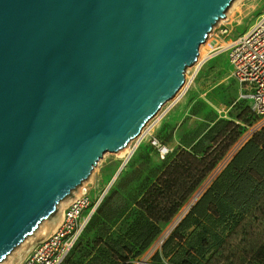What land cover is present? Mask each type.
<instances>
[{
	"label": "water",
	"instance_id": "95a60500",
	"mask_svg": "<svg viewBox=\"0 0 264 264\" xmlns=\"http://www.w3.org/2000/svg\"><path fill=\"white\" fill-rule=\"evenodd\" d=\"M233 1L0 0V263L183 88Z\"/></svg>",
	"mask_w": 264,
	"mask_h": 264
},
{
	"label": "rangeland",
	"instance_id": "374dc122",
	"mask_svg": "<svg viewBox=\"0 0 264 264\" xmlns=\"http://www.w3.org/2000/svg\"><path fill=\"white\" fill-rule=\"evenodd\" d=\"M263 9L264 0H234L227 10V15L218 21L209 34L207 40L203 43L201 60H204L207 56L217 52L221 46L226 45L228 41L252 26L257 21ZM226 27L228 28V33H223L222 29ZM218 55L225 54L221 53ZM207 72L208 73L203 76L201 84L206 85L211 83V86H214L213 90L216 91L215 93L218 97L222 94L223 103H218L217 107H248L246 103L243 102L233 103L235 101V96L232 91H230V81L226 80L222 84H219L220 75L214 70H208ZM196 73V64L187 68V78H191V81L193 79L197 80V78H194ZM196 77H198V74ZM195 80L191 87L195 85ZM188 85L189 83L187 86ZM168 103H166L163 108H167L168 105H170ZM202 108L203 107H197V110ZM161 111L162 110H160L158 115H160ZM231 111L232 109L230 110V113L232 114L233 112ZM244 112L245 116H242L244 123L228 118V115L225 114V112L221 113V115H225V117H221L220 120L225 119L231 121L232 123L226 125L220 135L213 142L208 140L205 141V146L210 148V155L207 156L205 163L214 159L215 164L212 170H210L205 177L199 181L194 189L206 181L208 174H210L229 154L234 145L254 123L255 119L250 111L245 109ZM158 115L150 120L147 125L153 123V121L158 118ZM205 130H207V127H205L202 123L199 124L198 127L186 131L185 136L188 135L189 137L193 136L192 138H195ZM153 133L154 130L151 128L149 132H146V134L142 137L139 136L140 138L138 137L131 140L129 144L131 150L128 153L127 162L123 166L120 176H117V179H114L115 181L113 180V184L106 193V198L104 197L105 199L95 215L94 220H92L90 225L82 234L79 243L65 264H72V262L80 256L78 251L82 247L88 248L89 246L91 249L93 243H89L91 242L89 240L94 241L98 238L101 222L110 227L112 238L115 239L118 236L124 235L127 230L132 227L131 224L135 222L137 216L139 215L137 202L153 184H157V180L163 171L166 170L167 173L166 176L164 175V177H162L161 183L166 181L169 177H172L173 179V166L171 165L173 160L179 158L180 156L181 161V159H183V157H181L183 150H189L182 149L180 151L176 149L172 152L170 146L163 143L159 138L158 140L161 145H155L153 144V139L157 138V136L153 135ZM225 135L228 137L225 138ZM163 145L169 149V152L164 157L160 152V147ZM203 153L201 155H203ZM124 161L125 159L121 157L118 151L106 152L103 158L99 161V164L91 173L90 177L83 182L84 185H80V187L75 189L73 194L71 193L65 201L62 200L61 204H58L57 210L50 216V218L43 220L33 234L29 235L0 264H19L37 245V242L41 241L57 228L62 221L65 207L75 196H79L84 193L83 188H86L89 193L98 197L111 183L115 173L119 171L118 169L123 165ZM200 164V162L192 164V170L194 167H198L197 170L192 171V174L194 175L193 180L198 178ZM190 183L191 181L186 179L184 176L178 178V182L173 183L170 180L167 190L168 192L164 193L167 197L170 196V199L167 197L166 199L171 200L176 204H183L186 201L185 199L190 196V193L185 194V191L190 186ZM182 204L179 206V209ZM121 213L123 214L121 215ZM118 218L119 220H117ZM164 224L165 223L163 222L162 230L166 226ZM172 235L173 233L169 235L161 247H158L149 257H147V251L157 238L156 237L151 245L141 255L137 257L130 256L127 263L178 264L175 263L173 259H179L184 255L185 257L189 256V253H184L186 252L184 249L189 247L188 241L192 239L191 236L194 237V235L191 233V230L182 231L174 240L171 241ZM107 240L109 241V239ZM262 244H264V201H261L260 206H255L249 212V216L239 223L236 230H234L230 237L226 239L222 246L212 248L208 251V255H206L203 262L204 264H260L252 258V255ZM166 245H168L167 248H165ZM192 252L193 254H196L195 251ZM157 255H160V260L156 258ZM119 264H122V262Z\"/></svg>",
	"mask_w": 264,
	"mask_h": 264
},
{
	"label": "trees",
	"instance_id": "16d2710c",
	"mask_svg": "<svg viewBox=\"0 0 264 264\" xmlns=\"http://www.w3.org/2000/svg\"><path fill=\"white\" fill-rule=\"evenodd\" d=\"M231 123L225 119L218 120L191 147V151L183 150L181 161L180 156L173 160L171 164L173 166V179L169 177L161 183L162 177L166 176L167 173L166 170L163 171L157 180V184H153L137 202L139 215L124 235L115 239L112 238L110 227L101 222L98 238L94 241L89 240L91 241L89 243H93L91 249L89 246L79 249L80 256L72 264H119L120 262L129 264L127 262L130 256L141 255L162 230V223L164 222L166 225L182 204H176L166 199L167 196L164 193L168 192L170 180L173 183L178 182V178L184 176L191 181L185 194L190 193L191 195L197 188L194 189V187L212 170L215 164L214 159L205 163L207 156L210 155V148L205 146V141L213 142L224 127ZM225 136V138L228 137ZM202 153L203 155H201ZM198 162L201 163L200 172L198 178L193 180L192 171L197 170L198 167H194L193 170L191 167L193 163ZM261 201H264V128L255 133L237 150L206 188L190 212L172 231L171 241L182 231L191 230L194 235L188 241L189 247L184 249L186 251L184 253H189V256L185 257L184 255L179 259H173V261L178 264H204L203 260L208 255L207 252L212 248L222 246L236 230L239 223L249 216V212L255 206H260ZM101 204L93 214L88 226L94 220ZM192 251H195L196 254H193ZM156 258L161 259L160 255H157ZM252 258L258 263L264 264V244L255 250Z\"/></svg>",
	"mask_w": 264,
	"mask_h": 264
},
{
	"label": "built area",
	"instance_id": "2783aa9c",
	"mask_svg": "<svg viewBox=\"0 0 264 264\" xmlns=\"http://www.w3.org/2000/svg\"><path fill=\"white\" fill-rule=\"evenodd\" d=\"M222 32L228 33V28L222 29ZM222 50L228 53L233 77L245 86V92L241 94V98L250 100L255 121L234 145L229 154L208 175L206 181L191 193L172 219L166 224L165 228L148 249L147 257L163 245L172 231L190 212L206 188L226 166L234 153L255 133L264 128V9L252 26L228 41L222 47ZM201 62L197 63V67ZM186 82L187 84L190 83L191 78L186 77ZM168 107L163 109L161 115L166 113ZM154 123H150L145 128L141 137L146 132H149ZM153 144L161 145L157 138L153 139ZM160 152L164 157L169 152V149L163 145L160 147ZM111 183L96 198H92L88 190L79 196H75L65 207L62 221L57 228L43 238L19 264H64L87 228L93 214L102 203L111 187Z\"/></svg>",
	"mask_w": 264,
	"mask_h": 264
},
{
	"label": "crops",
	"instance_id": "0c3cea01",
	"mask_svg": "<svg viewBox=\"0 0 264 264\" xmlns=\"http://www.w3.org/2000/svg\"><path fill=\"white\" fill-rule=\"evenodd\" d=\"M222 47L223 46H221L217 52H214L202 60L197 67V73L194 77L197 78V80L193 79L183 90L179 98L169 105L166 113L163 115L160 113L161 116L159 115L158 118L153 121L155 122L157 120L152 127V130H154L153 135L157 136V139L159 138L163 143L168 144L172 152L176 149L180 151L182 149L191 151V147L204 136L208 129L220 120L221 117H225V115H221L222 112H225L228 118L241 123H244L242 116H245V109L250 111L254 116L250 100L241 98V94L245 92V86L233 77L232 65L228 53L222 50ZM221 53L225 55H218ZM208 70H214L220 75L219 84H222L226 80L231 82L230 91H232L235 96L234 104L236 102H243L246 103L248 107H217L218 103H223L222 94L218 97L211 83L206 85L201 84L202 78L208 73ZM197 74L198 77H196ZM194 80L195 85L191 87ZM197 107L203 108L197 110ZM231 109V112H233L232 114L230 113ZM202 123L207 127V130L195 138H192L193 136H185L186 131L198 127L199 124ZM120 169L121 167L118 170ZM116 174L117 173H115L111 182L117 179V176L119 177L121 172L119 175ZM89 194L92 198L96 197L91 193Z\"/></svg>",
	"mask_w": 264,
	"mask_h": 264
},
{
	"label": "bare ground",
	"instance_id": "6f19581e",
	"mask_svg": "<svg viewBox=\"0 0 264 264\" xmlns=\"http://www.w3.org/2000/svg\"><path fill=\"white\" fill-rule=\"evenodd\" d=\"M227 15V14H226ZM213 30V29H212ZM202 49H203V44H201V46H200V55H199V58H198V61L197 62H195L194 64H196V66H197V63H199V62H201L202 60H201V53H202ZM186 77H187V74H186ZM186 84H187V82L183 85V88H181L179 91H178V93L172 98V99H170V100H172V101H167L166 103H168V104H170V103H172L173 101H175V100H177L178 98H179V96L182 94V92H183V90L185 89V87H186ZM165 105V104H164ZM163 105V106H164ZM163 106H162V108L160 109V110H162L163 111V109L165 108H163ZM160 110L157 112V114L155 115V116H157L158 114H159V112H160ZM161 111V112H162ZM154 116V117H155ZM159 116V115H158ZM154 117H152L150 120H152ZM149 120V121H150ZM148 121V122H149ZM147 122V123H148ZM147 125V124H146ZM146 127H148V125L147 126H145L144 128H143V130L141 131V133L138 135V137L140 136L141 137V135L144 133L143 131L145 130V128ZM138 137H136V138H138ZM139 137V138H140ZM132 140V139H131ZM131 140L127 143V145L125 146V147H123V148H121V149H119L118 150V153L121 155V157L122 158H124L125 159V161H124V163H123V165L121 166V169L117 172V174L116 175H118V174H120V172H121V170H122V168H123V166L125 165V163L127 162V158H128V153L130 152V146H129V144H130V142H131ZM99 164V163H98ZM97 164V165H98ZM113 183V182H112ZM112 183H111V185H112ZM82 186L84 185L83 183L81 184ZM78 187H80V185L78 186ZM77 187V188H78ZM76 188V189H77ZM83 188V187H82ZM83 190H84V192L85 191H87V189L86 188H83ZM72 194H73V191L71 192ZM68 197V196H67ZM67 197H65L63 200L65 201L66 199H67ZM71 202V201H70ZM69 202V203H70ZM68 203V204H69ZM59 204H61V202L59 203ZM50 218V217H49ZM43 222V221H42Z\"/></svg>",
	"mask_w": 264,
	"mask_h": 264
}]
</instances>
